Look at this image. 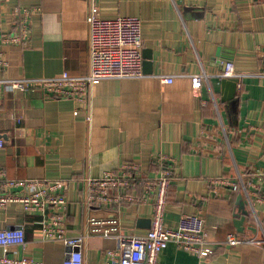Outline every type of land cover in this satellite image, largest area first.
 I'll list each match as a JSON object with an SVG mask.
<instances>
[{
	"label": "crops",
	"instance_id": "crops-1",
	"mask_svg": "<svg viewBox=\"0 0 264 264\" xmlns=\"http://www.w3.org/2000/svg\"><path fill=\"white\" fill-rule=\"evenodd\" d=\"M96 3L102 18L141 19L144 75L95 85L90 121L87 109L75 100L40 90L4 91L0 170L9 178L63 180L68 236L81 234L89 214L116 216L124 232L144 234L153 211L151 196L145 202L88 208L84 180L123 163L155 177L161 170L159 156L164 155L175 172L164 224L175 227L184 215L203 210L202 247L208 251H185L170 241L158 263L264 264V201H254L242 186L233 191L220 187L218 194L208 189L213 178L238 181L239 175L253 170L264 172V135L257 130L264 125V75L256 74L264 62V0ZM33 7L39 10L30 17L27 45L0 47L8 62L0 79L54 77L64 71L85 74L87 0H1L2 30L14 28L16 8ZM226 63L243 76L222 77ZM196 74L204 75L198 89L190 79ZM162 77L172 81L163 82ZM222 78L238 79L230 100H221ZM134 193L141 197V189ZM259 195L264 200V187ZM42 221V214L26 212L18 203L0 208V229L20 225L26 238L25 246H11L7 255L62 264L68 250L60 241L40 239ZM230 233L242 242L227 244ZM115 247L114 238H87L83 264H104L105 251ZM4 252L0 247V255Z\"/></svg>",
	"mask_w": 264,
	"mask_h": 264
},
{
	"label": "built area",
	"instance_id": "built-area-1",
	"mask_svg": "<svg viewBox=\"0 0 264 264\" xmlns=\"http://www.w3.org/2000/svg\"><path fill=\"white\" fill-rule=\"evenodd\" d=\"M38 7L16 8L13 12L14 28L9 33L2 30L0 13V47L5 44L25 47L29 40L30 17ZM1 12V0H0ZM86 49L87 72L73 76L62 72L54 77L42 78H1L0 96L4 91L40 90L54 96L75 100L82 104L88 113L86 120L90 121L89 109L92 101V91L95 85L104 79L139 78L143 74V58L141 55L142 35L141 19L135 16H118L105 19L99 15L96 0H87L86 15ZM263 56L262 53H260ZM257 75H264V62ZM8 66V62L0 48V70ZM222 77H241L236 73L231 63H226ZM204 75L196 74L190 77L193 88L198 89ZM162 81L170 83V77H162ZM257 130L264 135V125ZM207 130L204 132L208 134ZM216 135V134H215ZM4 145L0 137V147ZM198 149L197 146H195ZM205 153L212 151L205 149ZM160 173L155 177L142 174L139 167L133 163H123L116 169L106 170L99 178H85V204L93 207L99 204L137 203L145 202L152 197L153 211L150 227L144 234L124 232L116 216H96L89 214L84 222L80 235L68 236L65 231L66 199L61 193L65 182L61 179H20L9 178L0 170V208L9 203H18L26 212L43 215L40 239L60 241L68 250L62 264H83L82 247L87 238L101 236L114 238L116 247L105 251L104 264H159L160 252L168 242L174 241L185 251L204 253L208 251L202 246L206 242L204 231L203 210L197 209L191 215H184L177 226L164 224V212L168 189L174 179L175 172L168 159L159 156ZM251 175V180H247ZM228 178H213L208 181V189L214 194L221 192L220 187L235 190L242 186L244 192L252 193L254 201L263 202L259 191L264 187V172L253 170L239 180ZM248 187L250 189H248ZM141 189V197L135 190ZM47 212V213H46ZM248 242L255 243L252 239ZM242 239L234 234H228L226 243L234 246ZM257 242V241H256ZM24 228L0 229V247L5 250L0 255V264H41L32 257H10L6 249L11 246H25Z\"/></svg>",
	"mask_w": 264,
	"mask_h": 264
},
{
	"label": "water",
	"instance_id": "water-1",
	"mask_svg": "<svg viewBox=\"0 0 264 264\" xmlns=\"http://www.w3.org/2000/svg\"><path fill=\"white\" fill-rule=\"evenodd\" d=\"M238 79L236 78H222V99L221 100H230L235 96L236 84Z\"/></svg>",
	"mask_w": 264,
	"mask_h": 264
}]
</instances>
